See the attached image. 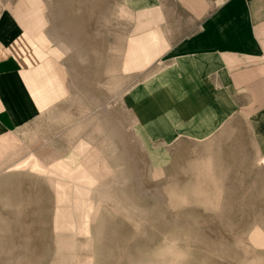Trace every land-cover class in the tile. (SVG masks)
Returning a JSON list of instances; mask_svg holds the SVG:
<instances>
[{
  "label": "rangeland",
  "instance_id": "1",
  "mask_svg": "<svg viewBox=\"0 0 264 264\" xmlns=\"http://www.w3.org/2000/svg\"><path fill=\"white\" fill-rule=\"evenodd\" d=\"M18 1L0 0V29L3 10ZM42 1L47 33L64 52L70 93L32 136L34 146L47 140L40 154L11 169L0 165V264H61L58 232L76 234L71 264H264V149L255 135L261 116L238 113L205 137L147 138L128 97L162 71L155 73L157 63L155 70L125 71L136 69L127 58L123 68L138 35L119 15L128 0ZM159 2L155 24L167 35L176 17L186 20L175 0ZM151 149L167 161L155 165ZM87 150L104 161L103 177L85 169ZM69 152L81 162L62 172ZM86 172L97 189V212L87 222L72 188Z\"/></svg>",
  "mask_w": 264,
  "mask_h": 264
},
{
  "label": "crops",
  "instance_id": "2",
  "mask_svg": "<svg viewBox=\"0 0 264 264\" xmlns=\"http://www.w3.org/2000/svg\"><path fill=\"white\" fill-rule=\"evenodd\" d=\"M175 2L186 22L176 17L168 37L155 24L159 0H128V6L119 8L120 16L134 22L132 34H138L130 39L123 62L124 68L127 58V66L136 69L124 70L148 66L155 70L157 63L155 73L162 71L128 97L146 137L167 141L180 133L205 137L228 118L246 113L261 116L255 121V135L264 149V0ZM41 4L42 0H19L3 10L7 17L0 29V165L5 163L4 169L40 154L47 140L42 136L34 146L32 136L43 116L70 93L64 52L47 33ZM147 5L149 11H144ZM145 19H153V24L137 28L136 23ZM150 154L155 165L168 159L166 153L152 149ZM89 157L90 151L82 162L92 168L96 156L93 161Z\"/></svg>",
  "mask_w": 264,
  "mask_h": 264
},
{
  "label": "bare ground",
  "instance_id": "3",
  "mask_svg": "<svg viewBox=\"0 0 264 264\" xmlns=\"http://www.w3.org/2000/svg\"><path fill=\"white\" fill-rule=\"evenodd\" d=\"M132 4H136V1H133L132 2ZM117 11V10H116ZM122 11H123V9H122ZM144 11H149V7H148V5H147V7L145 8V10ZM153 19H145V20H141V21H138L137 23H136V26H137V28H146V27H148L149 25L151 26L152 24H153ZM140 45V44H139ZM147 46H149V45H147ZM141 47V46H140ZM120 49V48H119ZM142 50V49H141ZM119 51H121V50H119ZM144 58V57H143ZM135 68V67H134ZM168 74V73H167ZM170 76V75H169ZM167 77V76H166ZM165 78V77H164ZM168 78H170V77H168ZM169 80V79H168ZM174 80V79H173ZM175 81V80H174ZM161 83V82H160ZM186 84H188V83H186ZM169 85V84H168ZM171 85V84H170ZM167 86V85H166ZM164 88V87H163ZM184 88V87H183ZM194 97H196V96H194ZM165 98V97H164ZM193 98V97H192ZM143 99V98H142ZM195 99V98H194ZM145 100V99H144ZM179 101H180V99H179ZM183 101V100H182ZM141 103V102H140ZM138 105V104H137ZM141 105V104H140ZM142 106V105H141ZM137 107V106H136ZM185 107V106H184ZM150 112V111H149ZM199 112V111H198ZM147 113V112H146ZM148 114V113H147ZM151 114V113H150ZM140 115H141V113H140ZM144 115V114H143ZM148 117V116H147ZM193 117V116H192ZM149 118V117H148ZM146 119V118H145ZM193 121V120H192ZM147 122V121H146ZM149 123V122H148ZM149 125H150V123H149ZM147 127V126H146ZM149 127V126H148ZM151 127V126H150ZM213 127H214V125H213ZM213 127H211V128H213ZM146 129V128H145ZM149 129V128H148ZM150 130V129H149ZM203 131V130H202ZM150 132V131H149ZM150 136V135H149ZM156 136V135H155ZM20 139V138H19ZM82 145H83V143H82ZM84 145H86V144H84ZM82 147V146H81ZM80 147V148H81ZM79 148V149H80ZM84 148V147H83ZM82 148V149H83ZM87 148H88V146H87ZM86 148V149H87ZM91 148V147H90ZM84 150V149H83ZM14 152H16V153H14V154H17V152L18 151H14ZM71 152V151H70ZM69 152V153H70ZM76 152V151H75ZM80 152V151H79ZM82 152V151H81ZM87 152H88V150H87ZM83 153V152H82ZM80 155H82V154H80ZM11 156V155H10ZM96 156V152H94V153H92V158H88L90 161H93V158ZM97 156H99V154L97 155ZM84 157V156H83ZM81 157H78V155L77 154H75V153H70L68 156H67V158H66V161L65 162H62L61 163V167H60V169H61V171L62 172H64V171H66V170H69L74 164H76V163H79V162H81L79 159H80ZM100 162V164H102V163H104V161H100V160H98V157H97V159H96V162ZM95 161H94V163H93V165L91 166L92 168H94L96 171H97V174H98V177H103V175L102 174H100V172H102V173H104L105 174V171L107 170V168H106V166H105V163L103 164V166L101 167V169H99V166H97V163H96ZM85 163V162H84ZM30 164V163H29ZM86 165V167H85V169H87V168H89V166H88V162L86 161V163H85ZM75 167V166H74ZM90 170H92L91 168L88 170V171H90ZM55 171V170H54ZM57 172V171H56ZM58 173V172H57ZM80 174H81V172H80ZM81 176V175H80ZM92 178H94V177H92ZM46 180H47V182H49L50 183V185L52 186V188L55 190V192H56V194L58 195L60 192L58 191V190H60L61 188H60V186L58 185V183H57V180H56V177L55 176H53V175H51V174H48V175H46ZM91 180H93V179H91L90 177H88L87 176V172H86V175H82V181H81V184H75V185H73V191L75 192V194H76V197H77V200H75L74 201V204L76 205L77 203L78 204H82V207H84V212H82V213H80V214H82L81 216H83V221H89V220H91V217L94 215V214H96V208H93V206H94V203H95V198L97 197V195H95L96 193H93L94 192V190L96 191L97 189H95V187H94V185H92V183H94V181H91ZM73 184V183H72ZM95 184V183H94ZM62 191H64V190H62ZM61 194V193H60ZM96 196V197H95ZM58 197V196H57ZM64 197V196H63ZM99 197V196H98ZM58 203H59V199H58ZM79 217V216H78ZM91 224V223H90ZM89 224V225H90ZM90 227V226H89ZM74 230V229H73ZM89 230H90V228H89ZM87 233L89 234V231H87ZM91 234V233H90ZM90 234L88 235V237L87 238H90L91 239V237H90ZM92 236V235H91ZM55 241V240H54ZM90 241H92V239L91 240H89V241H87V242H90ZM78 243V240H77V237H76V234L75 233H69V234H65V233H56V245H57V251H58V253H59V255L61 256V264H71L75 259H74V257H76L75 255H74V251H76L75 249H76V246L78 245L77 244ZM86 247H87V245H86ZM85 247V248H86ZM54 250H55V248H54ZM58 255V256H59ZM78 256V255H77ZM57 257H55V259H56ZM54 259V260H55ZM78 259V258H77ZM76 261V260H75ZM56 262H58V259H57V261H55V263ZM50 264H51V262H50Z\"/></svg>",
  "mask_w": 264,
  "mask_h": 264
}]
</instances>
